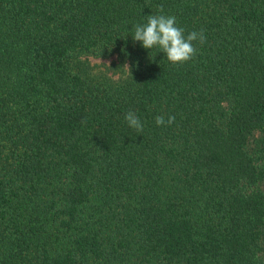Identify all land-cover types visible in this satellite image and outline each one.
Wrapping results in <instances>:
<instances>
[{
	"label": "trees",
	"instance_id": "16d2710c",
	"mask_svg": "<svg viewBox=\"0 0 264 264\" xmlns=\"http://www.w3.org/2000/svg\"><path fill=\"white\" fill-rule=\"evenodd\" d=\"M0 264H264V0H0Z\"/></svg>",
	"mask_w": 264,
	"mask_h": 264
},
{
	"label": "clouds",
	"instance_id": "9594fccd",
	"mask_svg": "<svg viewBox=\"0 0 264 264\" xmlns=\"http://www.w3.org/2000/svg\"><path fill=\"white\" fill-rule=\"evenodd\" d=\"M163 11V6H160L159 12L161 14L148 15L145 24L134 25L133 40L142 42V47L145 49L151 51L158 49L159 52H163L167 60L173 65H183L197 55L198 49L194 42L198 41L203 45L206 42V37L203 30L200 32L192 31L185 37V29L178 26L177 18L164 15L162 14ZM124 119L129 127L137 133L143 132V124L134 111L129 110ZM155 122L157 126L171 125L175 122V116H169L167 121H165L164 116H157Z\"/></svg>",
	"mask_w": 264,
	"mask_h": 264
},
{
	"label": "rangeland",
	"instance_id": "374dc122",
	"mask_svg": "<svg viewBox=\"0 0 264 264\" xmlns=\"http://www.w3.org/2000/svg\"><path fill=\"white\" fill-rule=\"evenodd\" d=\"M90 66V72L93 75H106L112 79L125 78L132 69L130 63H121L116 54L107 56H86ZM85 58V56L83 57ZM128 67H127V66ZM130 70H129V69Z\"/></svg>",
	"mask_w": 264,
	"mask_h": 264
}]
</instances>
